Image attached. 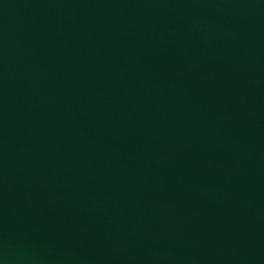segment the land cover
I'll return each instance as SVG.
<instances>
[{
  "label": "water",
  "instance_id": "1",
  "mask_svg": "<svg viewBox=\"0 0 264 264\" xmlns=\"http://www.w3.org/2000/svg\"><path fill=\"white\" fill-rule=\"evenodd\" d=\"M0 264H264V0H0Z\"/></svg>",
  "mask_w": 264,
  "mask_h": 264
}]
</instances>
